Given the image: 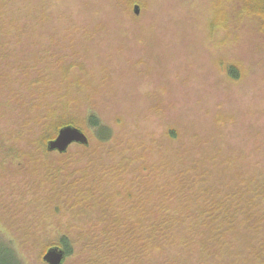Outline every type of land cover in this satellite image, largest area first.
<instances>
[{"label":"rangeland","instance_id":"obj_1","mask_svg":"<svg viewBox=\"0 0 264 264\" xmlns=\"http://www.w3.org/2000/svg\"><path fill=\"white\" fill-rule=\"evenodd\" d=\"M248 7L0 0V264H46L60 234L101 233L115 216L128 218L133 256L151 234V197H184V213L197 212L196 197H264V20ZM88 112L111 129L109 141ZM63 121L89 139L67 151L89 153L77 170L44 153L42 135ZM202 246L167 254L216 258Z\"/></svg>","mask_w":264,"mask_h":264},{"label":"trees","instance_id":"obj_2","mask_svg":"<svg viewBox=\"0 0 264 264\" xmlns=\"http://www.w3.org/2000/svg\"><path fill=\"white\" fill-rule=\"evenodd\" d=\"M249 11L258 15L264 20V0H246ZM60 111H66L61 109ZM58 112L53 111L56 116ZM88 125L96 131L100 142L109 141L112 138L111 129L95 113H87ZM74 126L71 121L57 123L51 128L54 133H49L46 126L45 135H42L43 142H48L56 137L58 131L65 126ZM42 132V131H41ZM87 149V147L84 146ZM44 153L50 152L44 148ZM86 151V150H84ZM82 156L75 159V156L66 152L59 153V162L62 165H71L69 169L77 170L76 164L79 161H88L89 153L82 152ZM84 157V158H83ZM184 197H151V234L150 237H139L137 243L139 250L132 256L129 252V245L124 240L121 226H125L128 218L111 217L112 224L106 231L101 233L91 232L103 230L94 228L87 233L80 231L77 236L62 233L57 243L51 247H59L66 253L67 260L77 258L82 260L81 264H126L129 258L137 260L146 259L151 256V264H188L181 261L173 247L186 248L205 245L215 247L213 255L201 258L200 264H264V197H196L197 212L184 213L182 208L185 204ZM172 204L178 207L173 209ZM177 210V211H176ZM240 221L246 222L242 230L235 229ZM262 224V225H261ZM116 229L115 228H119ZM243 231V232H241ZM127 235V234H125ZM124 236V237H123ZM84 238V239H83ZM83 239V245L77 250L76 244ZM248 240H251L248 243ZM124 242V243H123ZM151 243V251L148 253L147 244ZM126 244L125 246H123ZM75 245V246H74ZM146 248V249H145ZM196 251V250H193ZM223 251L222 253H220ZM232 257V262L227 258ZM83 258V259H82ZM171 259V260H170ZM214 261H210L213 260ZM210 261V262H209Z\"/></svg>","mask_w":264,"mask_h":264},{"label":"water","instance_id":"obj_3","mask_svg":"<svg viewBox=\"0 0 264 264\" xmlns=\"http://www.w3.org/2000/svg\"><path fill=\"white\" fill-rule=\"evenodd\" d=\"M138 13L139 7L136 6L135 14ZM74 144L87 147L89 139L81 129L71 125L65 126L58 131L54 139L48 141L47 151L64 154ZM66 259L65 251L59 247H51L43 255V261L46 264H64Z\"/></svg>","mask_w":264,"mask_h":264}]
</instances>
